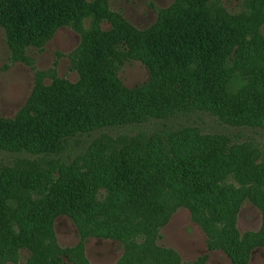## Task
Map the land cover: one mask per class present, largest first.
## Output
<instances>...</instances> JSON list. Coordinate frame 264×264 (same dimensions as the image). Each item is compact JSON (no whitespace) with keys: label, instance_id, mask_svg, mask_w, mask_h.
<instances>
[{"label":"trees","instance_id":"trees-1","mask_svg":"<svg viewBox=\"0 0 264 264\" xmlns=\"http://www.w3.org/2000/svg\"><path fill=\"white\" fill-rule=\"evenodd\" d=\"M207 1L178 0L148 27L136 28L110 8L109 0H0V26L12 61L26 63V50L41 49L60 27L80 35L70 57L76 80L53 75L46 83V75H40L16 115L0 116V151L32 156L0 165V264H17L14 255L21 247L33 258L46 235L54 250L48 264H91L84 255L89 236L121 242L124 257L117 264H206L207 253L186 263L169 249L157 246L162 251L153 253L158 228L176 207L164 201L173 196L185 205L190 198L192 218L208 237L207 222L232 224L233 233L222 231L226 237L211 230L227 238L226 246L217 247L231 264H248L251 250L264 246L263 225L243 236L235 227L245 200L260 208L264 221V164L248 141L194 124L164 125L114 140L96 136L82 157L85 172L76 169L77 163H71L75 171L62 163L72 138L152 118L203 111L229 126L264 129V36L263 21L253 20L257 7L249 0V13L239 15L241 3L234 18L214 17ZM85 18L87 27L81 25ZM127 60L143 63L149 79L127 88L118 76ZM229 68L238 73L234 90L228 89ZM40 155L61 161L41 171L32 160ZM226 178L242 187L226 190L221 184ZM30 198L40 199L39 204L30 205ZM229 208L231 215H222ZM61 214L71 217L80 234L78 244L65 249L54 241L53 221ZM213 248L207 244L208 251ZM138 249L143 256L133 255Z\"/></svg>","mask_w":264,"mask_h":264},{"label":"rangeland","instance_id":"rangeland-1","mask_svg":"<svg viewBox=\"0 0 264 264\" xmlns=\"http://www.w3.org/2000/svg\"><path fill=\"white\" fill-rule=\"evenodd\" d=\"M177 1L178 0H109V4L113 11L120 12L134 27L145 28L154 22L159 11L167 8L170 4L174 5ZM218 1L219 0L207 1V5L211 10L210 14L214 17L223 15L228 18H234V11L239 9L241 3L242 10L239 15L249 13L251 10L250 4L252 2L249 0H220L227 8L228 12L219 9ZM251 1H253L255 7H257V9L253 11V20L255 23L263 21L259 27L260 34L264 36V0ZM89 23L90 19L85 18L81 22V25L83 24V26L87 27ZM102 27L106 29L109 26L103 23ZM79 40L80 35L77 31L66 26L60 27L41 49L29 47L26 50V54L29 56L26 63L22 61H12L9 59V51L5 43L4 29L0 26V116L13 117L16 115L25 105L33 90L34 82L40 75H46L44 79L46 83L51 81L50 77L53 75L62 77L68 82L75 81L77 73L71 69L70 57L71 59L74 57V53L79 46ZM228 70L231 73L228 79V89L234 90V84L238 78V73H235L234 70L230 68ZM118 76L127 88H133L143 84L149 79V71L140 61L127 60L120 66ZM187 124L197 125L204 132L227 133L233 138V141H248L246 143L250 144V149L257 151L258 154H256V156L258 155L264 164L263 128L258 126H229L220 122L217 117L203 111L194 112L186 116L177 115L168 119L152 118L144 123L97 129L88 134L79 135L69 140L66 149L61 154L67 162L63 161L62 163L73 171H75V169L71 167V163H77L76 169L85 172L87 161L82 158L84 157L83 154L91 147L92 144L89 145L90 141L101 134H106V136H110L113 138L112 140H114L118 137L117 135L128 137V135L135 133L153 131L164 125H166L167 128H174L175 126ZM15 157L32 158L30 154L25 152L18 153L17 155L0 151V165L11 163L12 159ZM59 157L56 155H40L37 159L33 158L32 160L37 162L36 165L41 171H44L49 167L52 169L53 166L56 165L55 162L60 160ZM66 171L68 170L66 169ZM86 172H88V170ZM262 173L264 176V169ZM226 179L227 180L221 183L226 190H234V187H242L238 185L235 178ZM226 185L233 187L229 188L226 187ZM251 186L255 190L257 189L256 185L252 184ZM33 194L32 192L31 195L33 196ZM45 198L46 196L42 197V199ZM261 200H264V195ZM29 201L30 205H37L40 199L30 198ZM178 202H180V199L176 196L170 197V199L166 198L164 201V204L170 207H175L176 205V207L172 211L168 221L158 228L159 237L156 239V246L154 245L153 248L154 255L156 256V253L158 255L159 251H162L157 248L158 246L164 250L169 249L176 252L180 256L181 262L184 263L195 261L207 253L208 258L206 264H231L230 257L224 250L219 249L217 246H219L220 243L226 246V233L223 232L225 228H228L230 232L233 233V227L230 226L232 224L229 223L226 226L224 220H219L213 224L211 221L207 222L206 229L209 232L208 237L200 224L192 218L194 214L191 212L190 207L193 208L194 204L190 198H187V205ZM24 210L28 211L29 208H25ZM195 211L197 216H200L198 210ZM232 212L233 208H229L227 211L222 210V215L225 213L231 215ZM202 220H204L203 215ZM235 225L239 235L242 236L247 232H257L261 229L262 225L264 228V221L262 222L260 208L250 201L245 200L241 204L236 215ZM214 228H216L218 232L223 231L222 233L225 237L220 233L215 234L212 232ZM53 232L54 241L59 249L75 246L80 240L78 228L68 215L61 214L55 216L53 221ZM262 236L264 242V233ZM142 244V240L139 239V245ZM207 244L215 248L208 251ZM232 244L234 247V240L231 241L229 247L232 246ZM53 251L50 245V239L46 235L40 238V250L38 253H33V258H28L30 256L29 251L22 247L18 249L14 257H16L17 264H48L47 259L53 257ZM57 253L59 256L58 250ZM123 254V245L118 240L97 236H89L85 239L84 255L91 264H117L123 259ZM133 255L143 256L144 254L141 253V249H138ZM61 256H63V254ZM145 259L146 257L144 258V263ZM199 262L200 261H197L198 264ZM4 264L10 263L7 262ZM248 264H264V246H257L251 250Z\"/></svg>","mask_w":264,"mask_h":264}]
</instances>
